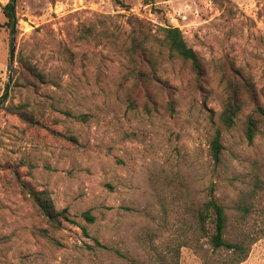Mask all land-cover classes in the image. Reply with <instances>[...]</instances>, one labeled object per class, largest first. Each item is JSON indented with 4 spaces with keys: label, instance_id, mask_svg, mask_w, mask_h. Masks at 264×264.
<instances>
[{
    "label": "rangeland",
    "instance_id": "1",
    "mask_svg": "<svg viewBox=\"0 0 264 264\" xmlns=\"http://www.w3.org/2000/svg\"><path fill=\"white\" fill-rule=\"evenodd\" d=\"M123 1L128 12L112 0H0V95L12 37L3 7L11 2L15 52L6 100L43 115L46 126L0 111V264H149V243L162 246L185 228L210 193L224 207L227 240L264 229V115L254 112L264 110V0ZM129 13L156 36L162 26L178 27L202 61L201 77L163 52L158 74L170 87L156 83L146 97L125 54ZM24 57L50 82L19 78L13 86ZM231 66L250 78L257 96L225 129L221 74ZM249 115L260 120L251 142ZM24 185L46 190L75 222L50 225ZM92 237L104 247L87 249ZM196 240L181 248L179 264H233L229 250ZM238 264H264V235Z\"/></svg>",
    "mask_w": 264,
    "mask_h": 264
},
{
    "label": "trees",
    "instance_id": "2",
    "mask_svg": "<svg viewBox=\"0 0 264 264\" xmlns=\"http://www.w3.org/2000/svg\"><path fill=\"white\" fill-rule=\"evenodd\" d=\"M213 3L224 5L227 0H212ZM114 7L117 10L129 11L130 7L123 0H112ZM4 15L7 18L6 25L12 33L14 27V20L10 10V5L7 3L4 7ZM123 17L125 14H120ZM128 24V45L125 49V54L128 57L132 68L137 86L141 87L144 95L149 97L152 85L158 83L161 87L169 88L170 84L166 79H163L158 74L159 57H162L163 52L166 53L168 60L179 59L183 62H188L191 71L195 77L199 79L203 74V65L198 53L186 43L181 30L172 25L160 27L161 36H156L147 22L138 18L135 14L129 13L126 16ZM20 67L15 70L16 80L25 79L31 85H44L50 80L41 72L28 58L20 59ZM221 80L224 82L226 91L225 99L222 103L221 111L218 115L219 123L223 128H231L236 121L237 115L245 105V100L250 99L252 102L256 101L257 91L255 84L246 76L241 70L229 67V71H223ZM5 91V88H4ZM3 93L0 95V100ZM173 101V100H172ZM172 103L173 102H169ZM0 111H4L11 115L17 116L20 120L29 125H40L46 127L43 122L44 116L28 108L25 104H15L6 100L0 105ZM254 112L264 115V110L260 106H255ZM68 116L85 120V114L67 113ZM259 118L253 115L247 116L245 119L244 134L246 139L251 142L257 131L259 125ZM52 131V130H51ZM221 131L217 128L210 141L212 159L219 161L222 144L220 143ZM68 139L74 140L73 136ZM26 187V185H24ZM26 191L37 206L40 214L53 227L61 228L65 223L73 224L75 221L70 218L66 208L57 210L53 204L52 198L46 190H36L32 186L26 187ZM256 190H251L249 196L253 197ZM244 213L249 210V206L245 204L241 206ZM83 218L88 222L94 221V216L85 211L82 213ZM185 228H180L179 232L165 241L162 246H156L149 243L148 255L149 264H179L180 250L182 247H195L197 237L207 238L208 243L212 248H225L229 250L234 259L233 264H238L245 260L249 254L250 245L258 238L264 235V229L254 230L252 233H242L239 238L235 240H227L225 237L227 229V216L224 207L211 195L203 201L196 209L195 213L191 215L189 222L184 221ZM82 232L89 235L87 228L82 226ZM93 244H85L87 249L104 247L96 238H91Z\"/></svg>",
    "mask_w": 264,
    "mask_h": 264
},
{
    "label": "water",
    "instance_id": "3",
    "mask_svg": "<svg viewBox=\"0 0 264 264\" xmlns=\"http://www.w3.org/2000/svg\"><path fill=\"white\" fill-rule=\"evenodd\" d=\"M10 5V10L13 16V20H14V27H13V31H12V37H11V41H10V49H9V73H8V79L5 85V91H4V95L2 96L1 100H0V105L2 103L5 102L8 92H9V88L12 82V74H13V60H14V52H15V32H16V28H15V13H14V6L13 4H11V2L9 3Z\"/></svg>",
    "mask_w": 264,
    "mask_h": 264
}]
</instances>
